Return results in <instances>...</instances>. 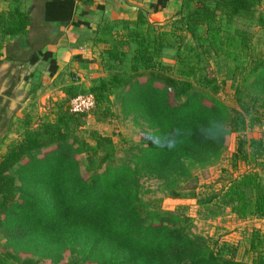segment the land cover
Listing matches in <instances>:
<instances>
[{"label": "trees", "instance_id": "16d2710c", "mask_svg": "<svg viewBox=\"0 0 264 264\" xmlns=\"http://www.w3.org/2000/svg\"><path fill=\"white\" fill-rule=\"evenodd\" d=\"M167 2L157 0L150 9L157 12ZM260 3L185 0L168 30L149 23L140 9L133 26L128 20L114 22L113 26L121 29L119 49L105 51L108 74L79 94L94 97L92 111L100 112L103 121H115L111 99L118 102L120 114L142 127L136 153L128 162L116 161L112 136L85 129L86 115L70 113L69 106H60L56 120L38 128H32L30 117L24 114L19 139L11 142L0 157V232L6 240L2 258L14 264H39L40 260L60 264L69 253L79 256L72 264H264V233L259 229L253 228L247 238L245 252L250 259L237 261L236 247L217 241L211 244L191 233L194 219L186 215L187 206L162 211L156 205L146 211L148 206L139 195L140 179L151 177L161 181L167 198L194 200L204 219L226 211L238 220L264 219V177L258 173V169L264 172L262 138L238 139L233 169L241 162L248 169L229 178L225 188L216 191L209 187L198 193V180L192 172L194 166L204 169L218 162L231 133L252 130L264 117V90L258 89L264 81V50L247 53L243 43L242 53L248 56L251 68H242L248 73L234 83L237 109L215 96L219 85L208 78L205 61L211 52L217 57L222 52L223 20L230 25L242 17L255 24L262 30L264 45V10H259ZM20 4L19 0H10V7L0 10V44H4L5 61L34 65L50 59V53L42 52L50 42L45 25H88L82 18L74 21L78 8L75 0H32L26 10ZM22 36L28 51L15 56L8 42L13 40L18 47ZM165 50H174L176 65L160 63ZM181 51L187 57L181 56ZM130 53L128 70H119ZM223 54L224 61L231 56ZM49 64L52 75L56 70L53 59ZM227 79L223 75L222 85ZM250 79L252 93L248 98L260 104V113L241 101L246 95L242 86ZM195 84L209 93L202 87L197 90ZM176 95L184 100L176 101ZM210 128L216 129V140L205 139ZM175 129H180L185 138L174 150L155 147L148 139L154 132L174 134ZM80 155H85L83 172Z\"/></svg>", "mask_w": 264, "mask_h": 264}, {"label": "rangeland", "instance_id": "374dc122", "mask_svg": "<svg viewBox=\"0 0 264 264\" xmlns=\"http://www.w3.org/2000/svg\"><path fill=\"white\" fill-rule=\"evenodd\" d=\"M21 9H27L32 0H19ZM87 5V4H86ZM10 7V0H0V10L6 11ZM89 10V9H88ZM259 10H264V0H261ZM35 16V15H34ZM166 25V24H165ZM221 28L225 35L223 40L221 39L220 46H222V52L220 55H207L205 56L206 61V74L208 78L214 79L219 85V90L215 95L224 104L230 108L237 109V99L234 95V83L240 79L243 75L248 73L246 70L244 73L241 71L242 68H251L249 65L248 56L246 53H242L243 43L247 47V53L253 52L259 54L264 50L262 30L252 24L251 22L244 20L242 17H238L230 25H227L224 20L220 23ZM164 27V26H162ZM50 31V26L45 25V32ZM236 32H240L236 34ZM20 43L24 37L18 38ZM13 40L8 42L12 47V53L15 56L27 53V49L23 46V41L20 46H15ZM243 41V42H242ZM1 43V42H0ZM230 43V44H229ZM4 45V44H3ZM3 45L0 47H3ZM14 45V46H13ZM242 45V46H241ZM229 53L231 56L225 59L223 53ZM174 50L164 51L160 58V63L164 65H176ZM181 56H186L187 53L181 51ZM2 54L0 55V157L6 152L11 142L17 141L20 137V122L23 115H27L31 120V127L38 128L46 121L54 122L57 118L58 108L68 107L69 100L76 94L84 93L89 90L93 85V79L82 77L80 75L72 74L69 76L67 81L64 83V89L58 90L57 93L52 92L49 100H42L45 95V89L35 91L33 97L34 100H30L26 103L25 97L29 96V93L35 89L34 87L39 83H31L27 81L28 68L17 67V65H11L3 63L1 60ZM238 58L237 62L234 60ZM225 65V68L222 66ZM127 65V64H126ZM237 65H239L238 71ZM119 70H124L125 65L118 66ZM218 67V68H217ZM222 68V70H218ZM108 70V69H107ZM108 72L103 71L101 77H105ZM223 75L228 79L224 85L221 80ZM23 78H25L23 80ZM97 79V78H95ZM252 79L249 80L242 86L241 101L243 104L252 106L254 111L257 113L261 112L258 108L260 104H254L249 98L250 89L248 87ZM30 83V84H29ZM29 84V85H27ZM264 81L260 82L258 87L264 90ZM41 85V83H40ZM200 84H195L197 90H201ZM62 88V89H63ZM205 89L206 93L209 91ZM184 97L176 95V101H183ZM112 107L111 111L116 114L117 118L114 122L103 121L101 119L100 112H93L86 114L84 118L85 129H96L99 134L104 136H112L116 153L115 160L118 162L130 160V155L136 153L135 146L141 141L142 127L136 124L131 117L124 118L120 114V108L117 101L114 98L111 99ZM26 111V112H25ZM263 139L264 142V117H261L260 124L253 127L252 130H246L242 133H231L226 140V147L223 151L222 157L215 164L206 166L204 169H200L196 166L193 167L192 172L197 178V189L196 192L204 193L209 190V187L218 191L229 183V178H235L239 174L245 172L248 168L241 162L233 169L235 161L233 154L237 148L238 139H244L249 141L250 139ZM47 151V150H45ZM42 151L39 156L45 152ZM80 163V170L83 172L86 166L85 155L78 157ZM258 173L262 178L264 172L258 169ZM264 182V180H263ZM254 196V193H249ZM139 195L143 205H146V211L158 205L162 211H174L178 206H187L188 210L186 215L194 219L191 233L199 236L209 243L213 244L214 241L218 243L224 242L228 245L237 248L235 260L250 259L246 251L247 238L249 237L253 228L259 229L264 233V219L258 220L255 218H247L245 220H238L230 212L226 211L223 215L216 216L210 219H204L199 215V208L195 204L194 200H173L166 197L165 190L162 187V183L159 180L151 177H142L139 181ZM145 215V214H143ZM5 237L0 232V262L1 264H14L7 262L2 258L4 252ZM229 255V252H226ZM75 260H79V256L76 254L70 255L69 253L64 255V259L60 264H72ZM39 264H53L49 260H40Z\"/></svg>", "mask_w": 264, "mask_h": 264}, {"label": "crops", "instance_id": "0c3cea01", "mask_svg": "<svg viewBox=\"0 0 264 264\" xmlns=\"http://www.w3.org/2000/svg\"><path fill=\"white\" fill-rule=\"evenodd\" d=\"M83 1L75 0L78 8L73 15V19L77 21L82 18L88 25L75 27L71 24L66 26L57 23L48 24L50 31L46 32V36L50 42L43 48L42 52L50 53V59L46 61L39 60L34 65H20L5 61V51L3 47H0L3 63H11V65H17V67L26 66L28 68L27 81L39 83L29 93V96L26 95V100H24L26 103L32 99L34 100V94L31 93L41 88L46 91L42 100H49L50 96H53L51 94L54 91L55 93L58 90L65 91L63 88L64 83L72 74L85 78L90 76L93 79L92 81H95L99 79L98 77L101 76L103 71L108 72L109 61L105 51L110 47H117L119 49L117 37L121 29L120 26H113L114 22L128 20L133 26L140 9L147 16L149 23L155 27L164 26L162 29L168 30L170 21L180 15L182 7H184L182 3L185 0H168L166 6L157 12H153L150 9V4L155 3L157 0H125L128 5L136 8L133 12L116 10L108 0H87V5ZM99 7H103L104 10H99ZM82 12L87 13L82 16ZM109 26H113V28L108 30ZM133 49L134 45H131V53ZM131 53L123 62V65H125L124 70H128ZM51 59H53L56 66V70L52 75L49 69Z\"/></svg>", "mask_w": 264, "mask_h": 264}, {"label": "clouds", "instance_id": "9594fccd", "mask_svg": "<svg viewBox=\"0 0 264 264\" xmlns=\"http://www.w3.org/2000/svg\"><path fill=\"white\" fill-rule=\"evenodd\" d=\"M206 131V140H216L218 138L216 129L210 128ZM183 138L185 137L181 136L180 129H175L174 134L160 135L154 132L150 137H148L155 147L166 149L168 151L174 150L178 144L183 142Z\"/></svg>", "mask_w": 264, "mask_h": 264}, {"label": "built area", "instance_id": "2783aa9c", "mask_svg": "<svg viewBox=\"0 0 264 264\" xmlns=\"http://www.w3.org/2000/svg\"><path fill=\"white\" fill-rule=\"evenodd\" d=\"M68 106L70 113L86 115L95 107L94 97L90 93L78 94L70 99Z\"/></svg>", "mask_w": 264, "mask_h": 264}, {"label": "water", "instance_id": "95a60500", "mask_svg": "<svg viewBox=\"0 0 264 264\" xmlns=\"http://www.w3.org/2000/svg\"><path fill=\"white\" fill-rule=\"evenodd\" d=\"M108 2L111 3L116 10L125 12H133L136 10L135 7L128 5L125 0H108Z\"/></svg>", "mask_w": 264, "mask_h": 264}]
</instances>
